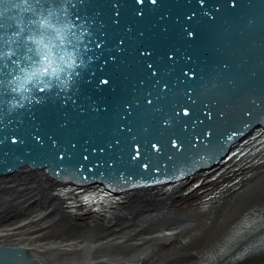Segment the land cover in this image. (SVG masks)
<instances>
[{
	"label": "water",
	"instance_id": "1",
	"mask_svg": "<svg viewBox=\"0 0 264 264\" xmlns=\"http://www.w3.org/2000/svg\"><path fill=\"white\" fill-rule=\"evenodd\" d=\"M41 11L59 34L38 45ZM0 12V177L157 184L214 166L264 119V0H0ZM30 262L0 245V264Z\"/></svg>",
	"mask_w": 264,
	"mask_h": 264
},
{
	"label": "bare ground",
	"instance_id": "2",
	"mask_svg": "<svg viewBox=\"0 0 264 264\" xmlns=\"http://www.w3.org/2000/svg\"><path fill=\"white\" fill-rule=\"evenodd\" d=\"M44 170L24 167L0 177V245L25 249L29 264H185L213 239L227 209L225 198L201 226L178 211L186 202L175 192L143 189L104 218L72 217ZM253 201L264 203V174L240 200ZM228 264H264V251Z\"/></svg>",
	"mask_w": 264,
	"mask_h": 264
},
{
	"label": "snow or ice",
	"instance_id": "3",
	"mask_svg": "<svg viewBox=\"0 0 264 264\" xmlns=\"http://www.w3.org/2000/svg\"><path fill=\"white\" fill-rule=\"evenodd\" d=\"M138 2L143 3V0H138ZM151 3L156 4L157 3V0H151ZM35 14H36V11L33 10V15H35ZM0 16H3V12H0ZM51 16H52L51 13H49L47 16H45L43 14V12L41 11L40 16H39L38 19H34V20H30L29 21V24L30 25H35L36 26V30L35 31H32L31 29H29L32 32V34L28 36V41H34L36 35L45 36V35H49V33H53V32L55 33V35H58L59 34L58 30L55 28V25L52 22ZM17 35H19V34L17 33ZM189 35H191V33ZM28 41L25 42V44L23 45L24 47H27ZM28 51H32V49L29 48ZM9 55H11V53H9ZM45 59H47V57H45ZM12 63L16 65V61L15 60ZM19 71L21 73H23L24 72V69L23 68H20ZM47 72H48V67H45L44 68V73H47ZM32 75L34 76L35 73H32ZM27 78L28 77L26 76L25 79H27ZM17 79H19V77H17ZM103 83L104 84H107L108 81L105 80V81H103ZM12 91L15 92L16 91V88H12ZM184 114L185 115H188L189 113H188L187 110H185ZM233 135H235V133H233ZM174 146H177L178 147V145H175V142H174ZM153 147L155 148L156 146L153 145ZM233 155H235V153ZM230 158L231 157H229V159ZM85 159H87V157H85ZM146 167L147 166H145V168ZM57 175H59V173H57ZM184 175H185V173L183 171H180L179 172V175H176L174 177H170V178H168V180L180 179ZM84 179H86V177ZM159 182H160L159 179H155L153 181V183H159ZM243 243H244L243 240H239L238 241V246H243Z\"/></svg>",
	"mask_w": 264,
	"mask_h": 264
},
{
	"label": "clouds",
	"instance_id": "4",
	"mask_svg": "<svg viewBox=\"0 0 264 264\" xmlns=\"http://www.w3.org/2000/svg\"><path fill=\"white\" fill-rule=\"evenodd\" d=\"M35 43H37L38 45H43V38L39 39V40H34ZM46 47V45H44Z\"/></svg>",
	"mask_w": 264,
	"mask_h": 264
},
{
	"label": "rangeland",
	"instance_id": "5",
	"mask_svg": "<svg viewBox=\"0 0 264 264\" xmlns=\"http://www.w3.org/2000/svg\"><path fill=\"white\" fill-rule=\"evenodd\" d=\"M154 194H157V193H154ZM228 199H229V197H227V201H228ZM247 204H249L248 202H247ZM63 209H64V207H63ZM64 211H65V209H64ZM179 211V210H178ZM182 212V211H181ZM69 214H71V213H69ZM75 216H77V215H75ZM89 218L91 219V220H94L91 216H89Z\"/></svg>",
	"mask_w": 264,
	"mask_h": 264
}]
</instances>
